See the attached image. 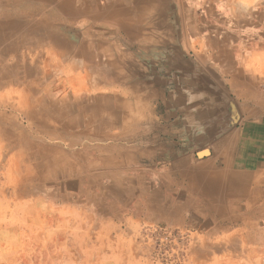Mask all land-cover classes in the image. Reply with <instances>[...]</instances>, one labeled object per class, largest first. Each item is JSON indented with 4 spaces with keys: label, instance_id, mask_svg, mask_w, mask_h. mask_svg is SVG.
<instances>
[{
    "label": "rangeland",
    "instance_id": "374dc122",
    "mask_svg": "<svg viewBox=\"0 0 264 264\" xmlns=\"http://www.w3.org/2000/svg\"><path fill=\"white\" fill-rule=\"evenodd\" d=\"M87 25L56 29L64 37V44L48 42L43 56L37 59L47 57L49 65L58 66L60 56L74 58L62 47L76 44L77 38L79 42L92 43L94 37ZM29 49L37 55L41 46L33 44ZM119 55L123 59L118 62L100 60L103 67L99 69L80 62L72 72L73 78L44 83L28 80L29 83L21 76L16 85L0 86V244L4 240L5 252L15 245L22 260H27L35 249L38 264H74L73 260L66 261L65 256L62 259L61 240L56 235L67 207L84 205L96 210L94 207L114 205L118 196L128 193L132 194L128 206L137 207L138 201L142 203L147 191L155 187V175L172 172L170 157L164 154H178L186 149L188 146L182 148L180 143L185 134L191 147L197 141V161L211 155L210 146L223 136L226 140L224 222L219 213H196V217L185 214L184 227L145 225L141 242L135 246L141 260L138 258L135 264L261 263L258 258L264 256V181H255L253 165L264 162L262 129L254 128L256 132L250 135L259 140L251 152L243 147L238 150L239 157L250 165H235L233 161L239 158L227 144L229 136L243 129L245 132L239 137L231 136L229 143L234 147L249 143V135H243L249 133L254 123L258 125L254 122L257 118L246 112V107L254 106L253 102L239 100L232 94L227 96L202 76L203 85L215 93L216 105L197 107V94H183L184 81L174 80L170 84L164 77L150 73V69L142 77V55L149 57L148 65H153L158 54ZM165 55L159 58L165 61ZM71 63L67 61L64 66ZM256 66L260 68L252 81L264 100V57L258 59ZM110 73L112 77L107 78ZM147 86L149 102L142 99L147 97ZM151 89L156 91L151 93ZM168 98L173 101H166ZM52 103L57 107L48 113ZM25 106L31 113L42 111L34 121H38V127H31L24 118L25 112L20 109ZM263 119L260 126L264 125ZM242 165L249 166L246 170L252 174L240 172ZM248 175L252 176L250 180H244ZM238 181L246 186L238 187ZM15 225L20 227V245L13 244L17 230L11 229ZM83 247L89 252L105 246Z\"/></svg>",
    "mask_w": 264,
    "mask_h": 264
},
{
    "label": "crops",
    "instance_id": "0c3cea01",
    "mask_svg": "<svg viewBox=\"0 0 264 264\" xmlns=\"http://www.w3.org/2000/svg\"><path fill=\"white\" fill-rule=\"evenodd\" d=\"M63 1L81 7L84 18L92 21L88 24L93 27L84 24L92 29L94 40L78 51V55L88 59L81 62L99 69L103 67L100 60L106 58L110 63L118 62L123 59L119 55L122 53H156V61L151 58L155 61L153 65H148L149 57L142 55V77L148 75L150 69V73L157 78L164 77L170 84L174 80L184 81L182 92L195 97L197 94L199 98L196 99L200 102L197 107L216 105L215 93L203 85L202 76L227 96L232 94L239 100L252 101L254 106L246 107V112L257 118L254 122L258 125L254 126V123L249 133L243 135L244 138L249 135V143H238L235 147L229 143L231 136L239 137L246 129L227 138V144L231 146L229 150L239 158L233 163L251 164L239 157L238 150L243 147L251 152V147L259 142L255 135L250 137L256 132L254 128L262 129L264 138V125L260 126L264 117V100L252 81L260 68L256 66L257 61L264 57V0H51L52 4ZM161 54H166L165 61L159 58ZM149 88L147 86V97L142 98L146 102L150 101ZM170 88L174 90L175 86ZM155 91L151 89V93ZM166 101L173 100L168 98ZM182 138L181 147L188 146L186 149L178 154H164L170 157L172 172L155 175V187L147 191L137 207L128 206L132 198L130 193L118 196L114 205L94 207L96 210L84 205L67 207L62 214L60 233L56 234L61 240L58 243L62 259L65 256L66 261L73 260L74 264H84L85 261L135 264L140 259L135 246L141 242L140 234L145 225L184 227L187 224L185 214L195 216L196 213H219L224 222L226 140L223 136L210 146L211 155L197 161L194 147L197 141L191 147L185 134ZM174 139L177 138L172 137ZM244 166L240 172L250 168ZM253 168L256 169L255 181H264V162L253 165ZM246 171L252 174L251 170ZM249 175L244 180H250L252 176ZM243 186L246 184L238 183V187ZM15 227L17 237L13 244L20 245V227L15 225L11 230ZM2 241L0 264H22L24 261H27L25 264H38L35 249L27 260H22L15 245L5 252ZM87 245L105 247L86 252L83 246ZM259 259V264H264V256Z\"/></svg>",
    "mask_w": 264,
    "mask_h": 264
},
{
    "label": "bare ground",
    "instance_id": "6f19581e",
    "mask_svg": "<svg viewBox=\"0 0 264 264\" xmlns=\"http://www.w3.org/2000/svg\"><path fill=\"white\" fill-rule=\"evenodd\" d=\"M48 8H50V11ZM82 12L81 7L69 4L65 1L52 4L51 0H0V86L6 87L16 85L21 81V76L27 81L35 80L38 83L48 82L53 79L55 81V79L60 78H73L72 72L75 67H78L81 61H88L83 55H78V51L86 47L84 46L85 43L78 41V38L76 44L71 43L70 46L65 45L62 47L68 53L74 54V58L71 60L68 58L61 59L60 56V64L58 66H52L48 64L47 61H49V59L47 57H43L40 60L37 58L38 56H40V58L43 56V49H46L48 42L58 46L64 44L62 41L64 37L56 33V29H68V26L72 25L77 26V28H85L84 24L89 22L92 23V21H88L86 17L84 18L85 14ZM88 29L92 30L91 28ZM74 40L76 39L74 38ZM38 43L41 49L39 53L35 55L32 49L29 48L33 44ZM67 61L72 62L70 65L71 67L64 66ZM37 62H40L39 66H37ZM111 77L112 75L110 77L107 75V78ZM30 81L28 82L31 83ZM26 96L28 97V93ZM52 97L53 96H51L50 99ZM27 101L31 102L30 98H27ZM42 102H45V106L48 105L47 101ZM19 106H23V103H20ZM56 107L57 105L52 103L47 112L51 113L55 110L53 108ZM12 109L16 108L13 107ZM20 110L22 113L25 112L23 114L24 118L29 121L31 127H38V121L37 123H34V121L38 115H42L41 110V113L35 114L29 113L26 106L22 107ZM248 111L251 110L249 109ZM236 121L237 117L232 118L231 125Z\"/></svg>",
    "mask_w": 264,
    "mask_h": 264
}]
</instances>
